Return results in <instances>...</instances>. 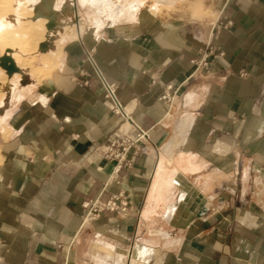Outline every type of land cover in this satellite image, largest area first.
<instances>
[{
  "label": "crops",
  "instance_id": "0c3cea01",
  "mask_svg": "<svg viewBox=\"0 0 264 264\" xmlns=\"http://www.w3.org/2000/svg\"><path fill=\"white\" fill-rule=\"evenodd\" d=\"M28 1L0 12V34L33 26L0 46V264H264V0ZM91 59L151 130L116 174L105 90L78 85ZM118 192L129 216L83 227Z\"/></svg>",
  "mask_w": 264,
  "mask_h": 264
},
{
  "label": "built area",
  "instance_id": "2783aa9c",
  "mask_svg": "<svg viewBox=\"0 0 264 264\" xmlns=\"http://www.w3.org/2000/svg\"><path fill=\"white\" fill-rule=\"evenodd\" d=\"M212 56L213 53L211 51L205 52L198 60L194 61L195 72L197 73L204 69L208 70ZM90 62L94 69L93 74L80 73L77 78L78 85L80 87H88L90 80L95 78L105 90V103L115 116L119 128L111 136L104 158L107 161L116 163L114 171L116 174L124 165L131 167V163L127 161L128 156L130 154L138 155L141 152L142 148L151 140V130L143 128L137 117L128 113L120 100L118 85L98 67L94 60L91 59ZM194 73L188 78L194 77ZM188 78L185 81L174 80L165 85L163 92L158 97V101L168 109L178 106ZM110 180L114 181V177L112 176ZM261 188V185L255 187L254 193H259ZM130 211L129 202L123 192H118V194L113 195L107 201L91 199L82 205V225L85 227L91 224L104 213L128 217Z\"/></svg>",
  "mask_w": 264,
  "mask_h": 264
},
{
  "label": "bare ground",
  "instance_id": "6f19581e",
  "mask_svg": "<svg viewBox=\"0 0 264 264\" xmlns=\"http://www.w3.org/2000/svg\"><path fill=\"white\" fill-rule=\"evenodd\" d=\"M9 2L10 6V13H13L14 8H13V1L14 0H0V10L3 8V5H5V2ZM21 2L23 4H29L28 0H21ZM22 7H26V6H22ZM1 12V11H0ZM9 14V13H8ZM49 23L51 22V20L49 19L48 21ZM0 23H2L1 19H0ZM33 30V26L30 23L24 22L21 23L20 28H13V27H9L8 29L5 30L4 33L0 34V46H6V44H9L13 47H22L23 46V39L20 36L22 33H27V32H31ZM4 50V48L2 49ZM1 81V79H0Z\"/></svg>",
  "mask_w": 264,
  "mask_h": 264
},
{
  "label": "rangeland",
  "instance_id": "374dc122",
  "mask_svg": "<svg viewBox=\"0 0 264 264\" xmlns=\"http://www.w3.org/2000/svg\"><path fill=\"white\" fill-rule=\"evenodd\" d=\"M123 1H125V0H121V3H122L121 6H124ZM127 1H132V0H127ZM173 2H177L178 7L187 8L190 6L187 0H173ZM27 5H28L27 3L23 4V6H27ZM133 5L134 4H132V2L127 3L125 7L129 10V8H131ZM9 6H10V3L8 1L5 2V5H3V8L0 10L1 13H3V15L10 13ZM147 6H150V5L147 4ZM167 12H168L167 10L164 11V13H167ZM0 19H1V16H0ZM3 48H4L3 52H5L6 48H9V47L7 46V47H3Z\"/></svg>",
  "mask_w": 264,
  "mask_h": 264
}]
</instances>
